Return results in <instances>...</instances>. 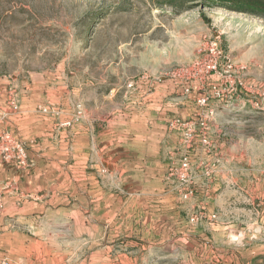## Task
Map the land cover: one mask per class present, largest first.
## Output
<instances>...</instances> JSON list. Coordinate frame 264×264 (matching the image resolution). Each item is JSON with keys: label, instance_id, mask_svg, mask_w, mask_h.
<instances>
[{"label": "rangeland", "instance_id": "rangeland-1", "mask_svg": "<svg viewBox=\"0 0 264 264\" xmlns=\"http://www.w3.org/2000/svg\"><path fill=\"white\" fill-rule=\"evenodd\" d=\"M211 5L203 0H0V131L7 128L5 115L19 110L28 86L45 98L43 107L54 108L57 127L78 105L83 114L74 124L85 110L104 126L119 121L139 104L135 98L142 102L151 93L165 94L171 108L180 106L179 97L200 93L198 99H209H196L197 107L209 109L217 76L199 79L195 64L217 41L244 82L236 94L253 101L254 114L239 117L236 132L250 136L244 143L253 159L264 156V115L256 113L264 106V17ZM132 81L135 89L129 87ZM48 92H54V104L48 103ZM176 119L182 117H170V126ZM221 198L213 221L190 212L187 222L198 232L192 240L104 251L103 245L75 239L51 245L43 255L54 250L49 259L26 258V246L9 237L10 228L1 223L2 202L0 264H264V197ZM191 214L202 225L196 227ZM115 249L127 255L123 262L115 260Z\"/></svg>", "mask_w": 264, "mask_h": 264}, {"label": "crops", "instance_id": "crops-1", "mask_svg": "<svg viewBox=\"0 0 264 264\" xmlns=\"http://www.w3.org/2000/svg\"><path fill=\"white\" fill-rule=\"evenodd\" d=\"M26 90L19 110L5 120L26 144L31 165L17 170L0 162L1 223L10 228L9 237L26 246V258H54V250L46 257L44 251L75 239L120 251L124 244L189 241L198 233L187 222L190 212L213 221L221 197H264V156L253 159L244 143L250 136L234 127L253 113L248 94L213 97L210 141L202 143L199 135L190 144L168 122L174 115L193 120L205 113L208 109L196 104L200 93L179 97L175 108L165 94L151 93L142 102L137 97L139 104L124 119L120 115L105 126L85 110L81 122L62 129L54 125V108L41 110L46 100L37 88ZM47 95L54 104V92ZM260 108L263 112L256 113L264 115ZM185 157L192 162L189 184L179 174ZM252 163L259 166L253 170ZM191 217L199 226L201 219ZM120 251L115 249V260L123 262L127 255Z\"/></svg>", "mask_w": 264, "mask_h": 264}, {"label": "built area", "instance_id": "built-area-1", "mask_svg": "<svg viewBox=\"0 0 264 264\" xmlns=\"http://www.w3.org/2000/svg\"><path fill=\"white\" fill-rule=\"evenodd\" d=\"M198 69V78L201 80L209 81L214 80L217 76L216 85H213L212 89H216L217 95L222 96L223 94H236L238 86H244V82L241 77L237 75V68L232 62L229 55H227L218 45L217 41H213L208 47L207 56L200 62L195 64ZM196 69V68H195ZM242 70L245 67L241 68ZM197 74V72H196ZM220 85L219 87H217ZM135 83L132 81L129 83L130 88L135 89ZM220 88L223 90L218 91ZM188 91V89H187ZM209 97H202L200 102H207ZM202 100V101H201ZM18 108V105L16 106ZM41 110L44 112H50L48 106H41ZM200 116L193 120L176 119L173 121L171 126L180 128L183 131L184 137L187 142L193 144L197 142V138L201 135V141L204 144H208L210 139L208 137L209 128V117L213 114L212 109L205 110ZM54 112V110H53ZM83 109L81 105H78V110L75 112L71 119L62 121L58 124L60 127H71L76 120L82 117ZM0 162L9 164L16 168H28L31 165L30 156L26 147V144L10 130L3 129L0 131ZM192 173V162L189 157H185L182 161L180 168V177L184 183H187ZM191 193L187 191L186 197ZM2 204V195L0 193V205ZM195 220V218H193Z\"/></svg>", "mask_w": 264, "mask_h": 264}, {"label": "trees", "instance_id": "trees-1", "mask_svg": "<svg viewBox=\"0 0 264 264\" xmlns=\"http://www.w3.org/2000/svg\"><path fill=\"white\" fill-rule=\"evenodd\" d=\"M203 2H209L211 6H224L230 10L264 17V0H203Z\"/></svg>", "mask_w": 264, "mask_h": 264}]
</instances>
